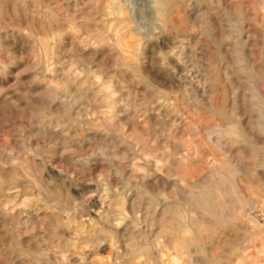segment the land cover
Masks as SVG:
<instances>
[{
    "label": "rangeland",
    "instance_id": "rangeland-1",
    "mask_svg": "<svg viewBox=\"0 0 264 264\" xmlns=\"http://www.w3.org/2000/svg\"><path fill=\"white\" fill-rule=\"evenodd\" d=\"M2 1L4 19L9 17L8 14L12 13V8L16 5L22 10H20V19L14 15L15 17L8 18L7 22L0 28L3 33L12 32L13 30L19 34L16 35V41L14 42L6 40L16 44L12 45L10 43L13 50L15 49L13 51L14 56H8L5 50L3 51V48H0V60L2 59L0 64L6 63L13 66V70L11 69L7 78L0 74V94L11 98L17 105V107H11V105L1 104L2 107L0 108V152L3 150L0 153V264H73L72 260H78L77 264H99L100 262L105 264L107 261L105 258L116 252L115 247L118 246V248H121L119 259L122 262L124 261V264H134V259L127 255L125 251V244H130L135 235L138 237L142 232L143 234L149 233V230L151 232V229L144 228L147 227V224L144 222L143 216L147 215L148 211H153V209L149 208L147 211L143 207L142 212L141 208H137V211L133 213L132 205L141 197L146 200L153 199L159 203L160 194L164 189L161 187L150 188L134 177V175L137 176L143 171L139 167L138 153L131 143L130 133L132 131L128 125L127 117L123 116L117 119L109 109L113 100V89L110 86H118L129 98L136 97L135 94L132 95L130 92L131 87L140 88L138 100L144 102L145 99H151V92L153 91L150 89L145 93V88L149 89V87L139 78L144 79L147 77L153 82L151 86L152 88L155 87L154 90L162 89L173 97L176 95L182 97L178 92V87L171 86L169 82L163 79V72H166V69L161 66V62L164 60V57H162L163 48L149 49L148 44L149 42H159L162 39L161 34H166L171 41H176L179 35H183L193 40L194 38L197 39L201 51L198 58H195L194 49L188 47V73L196 79L208 80L213 87L215 98L219 93L218 90L225 88L228 110H233L231 87L238 83L248 87L245 72H255L259 79L264 82V0H195L199 4V14H206L207 17L212 18L217 23L213 28L194 22L192 19L194 16V0H174L172 5L175 6H173L172 16L174 15L173 19L177 18L169 28L170 30L168 29L166 32H164L161 24L158 7L153 3V0H118L125 10L126 17H129L123 23L110 20V12L107 10L110 4L106 3L105 7L107 8L100 15L99 27L97 28L93 26L94 19L91 17L92 8L90 7L82 11H74L67 8L63 1L61 4L57 3V0H40V5L39 0H37L40 7H36L35 13H29L21 3L14 4L16 0ZM47 3L53 5L55 11L53 20L47 19L46 14L44 16L41 9ZM117 7L118 5L115 6V8ZM178 8H181L180 13H178ZM175 11L179 14L178 16ZM56 12H58L57 15ZM13 13L17 14L15 10H13ZM60 18L62 21L59 20ZM243 19L244 22H242ZM64 20L66 22L71 20L72 22V26L66 27L67 30L66 28L65 30L60 28L63 25L60 23H63ZM71 22L68 21L67 23ZM230 23L238 24L244 29V35L250 33V36L243 35L239 39L229 29ZM177 26L179 30L176 29ZM33 29L35 31H32ZM95 29L100 33H105L106 36L113 35L115 41L112 42L113 38L110 41L99 37L98 40L83 41L81 38L83 34L91 35ZM119 32L120 34H118ZM222 35L226 37L224 42L220 38ZM34 36L43 41L47 54H41L38 50L29 49V47L24 48L31 40L30 38ZM120 37H124V39H120ZM216 39L217 43L215 44L214 40ZM22 40L26 43H23L24 47L21 46ZM246 41H249V44L248 46L245 44L244 47ZM135 42L138 44L137 53L140 58L143 60L146 58L145 67L139 74H135L130 69H124V73L117 74L115 71L122 67H120L121 65L116 66L117 69L115 70L113 59L119 56L130 57L131 54L125 53L127 52L125 49L131 50ZM234 45H238L240 49L245 51L241 63H236L237 56L233 54ZM218 47L228 48L232 56L231 59L222 56ZM17 49H20V51ZM252 53L255 54V57L250 58L249 56ZM47 61L52 62L49 70L44 69ZM22 66H25V68L20 72ZM229 68L232 72H230V81L226 82L225 75L229 73ZM240 68L245 72H239L238 69ZM84 69L86 71H83ZM80 71L81 74H79ZM61 75L69 77L68 83L62 80ZM23 77L26 78L23 79ZM41 86L52 87L63 98L64 105L54 104L52 108H47L38 104L35 101L38 95L34 93V90L40 89ZM263 89L264 83L261 85V90ZM262 94H264V90ZM74 96H77L78 99L74 100L72 98ZM69 103L72 105L71 108ZM56 105L57 107H55ZM63 107H68V109H63ZM180 108L182 111L183 108ZM240 110L244 113L248 112L243 105H241ZM158 122L161 123L162 121L150 120L145 123L138 121L141 130L137 133L147 143L148 148L163 153L167 152L168 149L160 147L163 137L158 136L161 130ZM230 122L232 120H227L224 123ZM142 129H148L150 134L144 133ZM120 138L124 139L125 142L122 146L116 143ZM100 148L122 152L125 156L122 160L107 158L106 162H103L98 157ZM239 152L240 150L237 149L236 153L238 155H240ZM3 156L5 157L3 158ZM61 156L64 158L62 159ZM73 157L79 161H84L83 163H77V160L74 162ZM241 159L249 165L253 162V157L249 155H245ZM203 165L207 167V165ZM99 169L101 170L99 171ZM117 169L121 171L120 178L115 177ZM30 175L31 177H29ZM127 185L129 186L127 187ZM8 198L14 200L13 203L17 205L25 203V205H22L23 211L19 213L18 210V214H16L17 212H6L4 204L9 200L12 202ZM100 199H103L101 204L97 203ZM4 200H6V203ZM161 207L162 204L159 203L157 209ZM41 215V219L38 218ZM135 219H140V226ZM33 221L37 222H35L36 225ZM260 221L264 222L262 219ZM32 222L33 225H31ZM135 222L138 224L136 226L138 228H132ZM143 222L144 224H142ZM247 230H252L251 224L244 223L242 225L241 223L220 230L214 235L212 232H206L200 236L201 242L197 247L202 250L197 257H210L222 264H227L229 261L227 254H229L228 251L232 247V242L243 239L249 233ZM153 231L155 230L153 229ZM101 236L104 238L98 240ZM106 241L109 243L106 244ZM155 245L156 243H154ZM224 245L227 248L230 247V249H227ZM101 246L106 248L110 246V249L107 248V251H102L101 254L99 252ZM255 249L254 247L250 248V250L257 253L258 250ZM108 250L110 251L108 252ZM88 253L91 255L88 256ZM224 259L226 260L224 261Z\"/></svg>",
    "mask_w": 264,
    "mask_h": 264
},
{
    "label": "bare ground",
    "instance_id": "bare-ground-1",
    "mask_svg": "<svg viewBox=\"0 0 264 264\" xmlns=\"http://www.w3.org/2000/svg\"><path fill=\"white\" fill-rule=\"evenodd\" d=\"M62 1L67 8L73 9L74 11H82L87 7L92 8L91 17L92 19H94L93 26L96 28L99 27L100 15L104 13V11L106 10L105 8H107L105 7L106 3L110 4V7L107 8V10H109L110 12V15H109L111 16L110 20H113L114 22L116 21L119 23H123L126 21V18L129 19V17H126L125 10L119 4L118 0H84V1L81 0L82 1L81 3L79 0H57V3L62 4ZM2 2L3 1L0 0V28H2V25H4L7 22L8 18L10 19L11 17L12 19V16L14 15L18 19H20V15H21L20 10H22V9H19L18 5H16L13 8L8 7V8H12V13H13V10H15L17 14L10 13L8 14L9 17L7 19H4ZM17 2L25 6L26 11L29 13H35L36 7L37 6L40 7L41 5L40 0H39L40 5L38 4L37 0H16L14 1V4ZM153 3L158 7V10L160 13V16L159 15L158 16L161 17V24L163 25L164 32H166L169 28H171L172 24H174V20L177 18L175 17V19H173L174 15L172 16V12L174 10L173 6H175V5H172V3H174V0H153ZM116 5H118L117 8H115ZM52 6L53 5H50L49 3H47V5L44 4V8L41 7L44 16L46 14L47 19L49 18L51 20H53L55 17V11ZM198 6H199L198 2L194 0V13H193L194 16L192 17L194 22L198 24L201 23V24H204L212 28L215 27L217 23L212 18L207 17L206 14H199ZM178 10L176 11L180 13L181 8H178ZM58 12H56V15ZM8 13H9V10H8ZM178 13H177V16L179 15ZM239 15L242 16L241 14ZM79 19H80V15H79ZM59 20L62 21L61 18ZM65 20L63 23L59 22L60 24H63L60 27L62 30H65L67 26H72L71 20H68L71 23H67L68 21L66 22ZM242 22H244V19ZM178 26L176 27L177 30H179ZM229 29H231L238 36L239 39L242 38V36L245 33L244 29L236 23H230ZM32 31H35V29H33ZM17 34L18 32L13 31V30L12 32L9 31L6 33H3L0 30V48H3V51L5 50L8 56H14L13 51L15 49L13 50L12 45L15 43H11L6 40H12L13 42L16 41L15 37ZM118 34H120V32ZM245 35L250 36V33H247ZM161 36H162L161 37L162 39H160L159 42L158 41L149 42L148 48L153 49V50L157 49V47L163 48L162 57H164V60L161 62V66L166 69V72L165 73L163 72L164 75L162 74L164 76L163 79L169 82L171 86L178 87L179 88L178 92L180 96L182 97H177V95L173 97L169 95L165 90H162V89L154 90L155 87L152 88L151 86L153 82H151V80H149L147 77L144 79L139 78L149 87V89L145 88L144 90L145 93L146 91L150 89L153 91L151 92V99L149 100L145 99L144 102L141 100H138V95L140 93L138 91H140V88H134V86L131 88L129 87L132 95L135 94L136 96L135 98H132V97L129 98V96L127 97L126 96L127 94H124L118 86H114V85L110 86V88L112 87L113 89V100H112V106L109 109L111 110L112 115L116 116L117 119H120V117L122 118L123 116L127 117L128 125L132 131V133H130V138L132 140L131 143L134 146L136 152L138 153L139 167L143 171V173H139L137 176L134 175V177L139 179L140 182H142L144 185H147L150 188L161 187L164 189V191H162V193L160 194L161 197L159 198V203L162 204V207L159 209H157V207L159 206V203L157 201H154L153 199L146 200L144 197L138 198V201L137 200L135 201L134 199L135 202L132 205L133 213L137 211V208L138 209L141 208L140 210L142 212H143L142 210L143 207L146 208L147 211L149 208L153 209V211L151 212L148 211V214L143 216L145 219V221L144 220L143 221L146 222L147 224V227H144V228L151 229V232L150 230H149V233H144V234L143 232L142 233L139 232L140 235L138 237L136 235H135L136 237L133 235L134 237L132 238L130 244L129 243L125 244L126 245L125 251L127 255H130L134 259L135 261L134 264H222L218 262L217 260H215L214 258L197 257V255L201 254V250H202L201 248L197 247V245L201 242L200 236L205 234L206 232H212L214 235L220 230L227 229V228H230L232 226H235L241 223L242 225H244V223H248V224H251L252 230H249V231L247 230V232L249 233L246 234L243 237V239L238 240V241L234 240V242H232L231 239L229 238L230 241L232 242L231 249L230 247L227 248L224 245L227 249H230L228 251L229 254L226 253L229 258V261L227 262V264H264V222L262 223L260 221V219L264 220V94H262L264 89L261 90V85H263L264 82L259 79L258 75L255 72L250 73L249 71V73H246L242 68L238 69L239 72H242V73L245 72V76H246L245 80L248 83L247 85L248 87H244L240 83L232 85L231 87V91L233 93L232 106L234 107V109L229 111L228 101L226 99L227 93H226L225 88L219 89L218 90L219 93L217 97L215 98L213 87L211 86L208 80L196 79L194 78V76L190 75L187 71V68L189 66L188 65L189 56L187 55L189 51L188 47L190 46L194 49V57L198 58L199 53H201L199 49L200 44H198L199 41L195 38L193 40L192 38L190 37L188 38V36L185 37L183 35H179L176 41H171L166 34L165 35L161 34ZM98 37L102 39H106V40L107 39L110 40L111 38H113L112 42L115 41L114 40L115 37L113 35L109 34L106 36L105 33H100L97 31V29H95L93 31V34L91 35L87 36L83 34L81 38L83 39V41H91V40H98ZM121 38L124 39V37H120V39ZM220 38L222 42L226 41L225 36L222 35L220 36ZM30 39L31 40L27 43L26 47H24L25 46L24 44H26L24 41L25 39L22 40V45L21 44L20 45L21 46L24 45L23 47L25 49L29 47V49L32 48L33 50H38L41 54H44V53L47 54V50L44 49V43L43 41L39 39V37L34 36L33 38H30ZM248 42L249 41H246L244 43V47H245V44L248 46L249 44ZM214 43L215 44L217 43V39L214 40ZM237 43H238V39H237ZM218 49L222 56L231 59L232 56L228 48L223 49L222 47H218ZM17 50L20 51V49H17ZM125 50H127V52L125 53L131 54V55L130 57L129 56H125V57L119 56L118 58L113 59L115 70L120 65H121L120 67H122V68H118L117 71L115 72L117 74H122L124 73V69H130L135 74H139L143 70V67H145L146 58H144L143 60L142 58H140V55L137 53L138 52L137 42H135V45L134 47H132L131 50L129 49H125ZM24 52L22 53L24 54ZM246 52L248 51L246 50ZM233 54L237 56L236 63L237 62L241 63L242 62L241 58H244L245 51L244 49H240L238 45L236 46L234 45ZM21 57L23 58V56ZM249 57L253 58L255 57V54L252 53L250 54ZM51 66H52V62L47 61L46 64L44 65V69L49 70ZM12 67H13L12 65L1 63L0 64V74L2 76H6L7 78V75L10 73ZM24 68L25 66L24 67L22 66V68L20 69V72ZM83 71H86V69H84ZM228 72L229 73L225 75L226 82L230 81V72L232 71L230 70ZM81 73L82 72L80 71L79 74ZM24 78L26 77H23V79ZM61 78L65 83H68V80H69L68 76L61 75ZM34 93L38 95V97H36L37 100L35 101L38 104L46 106L47 108H52L54 104H60L61 106L64 105L63 98L59 95V93H57L50 86H45V87L41 86L40 89L39 88L35 89ZM72 98L74 100L78 99L77 96H74ZM1 104H6L8 106L11 105V107H17L16 103L11 98H8L7 96H1L0 94V108L2 107ZM241 105H243L247 109L248 111L247 113H244L242 111L243 112L242 114L240 110ZM55 107H57V105ZM69 107L71 108L72 105H70ZM180 107L183 108L182 111ZM63 109L67 110L68 107H63ZM150 120L162 121L161 123L158 122L161 128L160 131L158 130L160 132L158 136L163 137L160 142V147L162 149H166V150L168 149L167 152L161 153V152H157V151H154L153 149L148 148L147 143L143 141L141 137H139L140 135H138L137 132L141 129L139 126L140 123L138 124V121L145 123L146 121H150ZM227 120H232V122L225 124L224 122ZM61 122H64V121H61ZM70 125H73V124H70ZM142 130L144 133L150 134L148 129H142ZM181 133H183V135H181ZM116 143L122 146L124 145L125 142H124V139L120 138L116 141ZM151 145L153 146V144ZM237 149L240 150L239 152L240 155L236 153ZM2 151L3 150H1V152ZM65 151L68 152L67 150ZM245 155L246 156L249 155L253 157V162L251 163V165L244 163L243 160L241 159ZM62 156L61 158L63 159L64 157ZM124 156L125 155L122 152L109 151L103 148H100L98 152V157L103 162L104 161L106 162L107 158H112L114 160L115 159L122 160ZM4 157L5 156H3V158ZM72 160L75 162L77 158L73 157ZM83 161L77 160L76 162L83 163ZM203 164H205V166L207 165V167H204ZM100 170L101 169H99V171ZM13 171L16 172L15 169H13ZM11 172L10 174H12ZM120 173L121 171L117 169L115 171V177L120 178L121 177ZM29 177H31V175ZM129 185H127V187ZM9 199L11 198H8V200ZM4 201L6 203V200ZM13 201L14 200H12L11 202L9 200L6 204H4V210L9 213H16L19 210V213H21L23 211L22 205H25V203H23L22 205H17V204H14ZM102 201L103 199H100L97 201V203L101 204ZM16 214H18V212ZM41 217L42 215L38 218L41 219ZM139 220H136V222L138 221L139 223ZM33 222L31 225H33ZM136 222L133 223L132 228L138 226ZM144 222L142 224H144ZM36 223L34 225H36ZM140 224L141 223H139V226ZM129 227L131 226L129 225ZM36 229H37V226H36ZM153 229L155 231H153ZM102 238L104 237L101 236V238L98 240H102ZM107 243L109 242L106 241V244ZM154 243H156L155 246H154ZM104 246L106 245L104 244ZM109 247L110 246H108L107 248ZM118 247H115L116 252L111 253L110 255L108 253L109 255L108 258L106 256H105L106 258L104 256H101L107 260L105 264L107 263L108 264H124L123 263L124 261L122 262L119 259V256L121 254L120 252L121 248H118ZM252 247L258 250L257 253H255L256 251L254 252L250 250V248L252 249ZM107 248L102 247L99 252H101L102 254V251H107ZM96 250L98 251V249ZM109 251L110 250H108V252ZM206 252H208V250H206ZM89 255L91 254L88 253V256ZM225 260L226 259H224V261ZM71 262H73V264L74 263L77 264L79 261L72 260ZM64 264H68V263H64ZM99 264H104V262H100Z\"/></svg>",
    "mask_w": 264,
    "mask_h": 264
}]
</instances>
